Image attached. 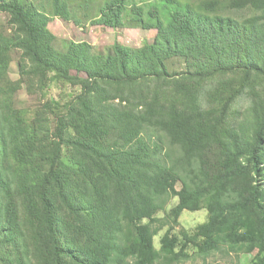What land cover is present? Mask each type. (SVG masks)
Masks as SVG:
<instances>
[{
	"label": "trees",
	"instance_id": "1",
	"mask_svg": "<svg viewBox=\"0 0 264 264\" xmlns=\"http://www.w3.org/2000/svg\"><path fill=\"white\" fill-rule=\"evenodd\" d=\"M46 1L52 13L36 0H0V264L172 263L189 244L264 264V0H105L87 21L157 30L140 47L105 50L49 27L52 15L82 24L76 10L90 0ZM35 80L79 90L27 118L14 98ZM110 85L151 86L154 97L113 103ZM161 91L185 105L161 104ZM243 95L250 104L234 116ZM174 196L176 223L184 210L208 218L182 239L166 231L157 249L168 223L156 215Z\"/></svg>",
	"mask_w": 264,
	"mask_h": 264
},
{
	"label": "rangeland",
	"instance_id": "2",
	"mask_svg": "<svg viewBox=\"0 0 264 264\" xmlns=\"http://www.w3.org/2000/svg\"><path fill=\"white\" fill-rule=\"evenodd\" d=\"M38 3L45 5L46 10L52 13V8L50 3L46 0H36ZM89 9L83 10L80 7L77 8V17L82 19V24L78 25L74 21L65 20L59 16L51 17L49 27L51 31L62 41V40H72L76 42L86 41L91 43L98 50H105L107 47L111 46L114 42L118 41L128 47H140L145 42H151L156 36L157 30L150 29L146 30L140 27H122L114 28L104 25L93 24L87 21V19L94 17L98 13L99 5L105 0H90ZM140 2L141 0H134ZM195 5L199 6L204 0H186ZM228 0H224V4H227ZM74 6H80L85 0H72ZM227 14H231L237 18H243L251 14L247 9L237 11L227 9ZM0 23L7 27V16L6 14L0 12ZM22 54L20 50H15L12 52V62L10 67V75L13 80H19V60ZM213 83L205 85V87L212 88ZM108 88L112 91L115 96L111 102L117 104L121 103L123 105L133 106V105H143L144 102H151L154 97L153 88L151 86H117L110 85ZM27 88L26 84H23L22 88L19 89L18 93L14 98V103L17 108L23 111L26 117L30 118L35 115V113L41 112L45 104L54 100L58 103L59 107H62L64 103L69 101L75 93L79 90L78 87H74L67 82L52 80L48 83L45 89L40 87L38 80H35L34 86ZM158 100L161 104L166 105L170 103H175L176 106L185 105L182 99L177 98L172 92L161 91L158 94ZM178 99V100H177ZM205 100V99H204ZM53 102V101H52ZM250 100L247 95H243L232 107V115L242 117V113L248 108ZM207 102H204L206 107ZM52 125L54 123L52 122ZM155 131V130H153ZM161 135H164L161 132ZM168 139V138H167ZM166 150H170L168 145V140H165L164 146ZM173 155L177 152L175 149L172 150ZM175 156H173L174 158ZM181 188V184L177 183V189ZM179 202L178 196L172 197L166 204L164 210L157 213V217L163 218L167 221V225L164 226L159 232L154 236V245L157 249L161 248V239L166 233L170 231L172 235H179L180 239L183 238V231H186L190 235H193L197 227L205 222L208 218V211L205 208L199 210H184L179 218H177L178 223L175 222L174 218L169 216L170 210L177 205ZM184 240H182L183 242ZM180 248V247H179ZM176 248V251H179ZM179 256L174 262L166 263L161 260L155 264H229L231 262L240 261L241 264L250 263L253 258V254L244 253L239 257L235 255L225 256L223 254L214 253L209 256H202L197 252L196 246L194 244H189L186 248H183L181 252H178Z\"/></svg>",
	"mask_w": 264,
	"mask_h": 264
}]
</instances>
